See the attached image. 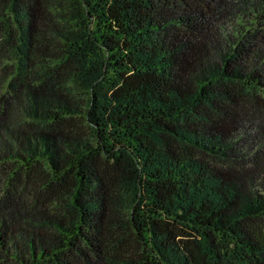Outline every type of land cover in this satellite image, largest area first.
<instances>
[{
    "label": "trees",
    "instance_id": "16d2710c",
    "mask_svg": "<svg viewBox=\"0 0 264 264\" xmlns=\"http://www.w3.org/2000/svg\"><path fill=\"white\" fill-rule=\"evenodd\" d=\"M0 264H264V0H0Z\"/></svg>",
    "mask_w": 264,
    "mask_h": 264
}]
</instances>
